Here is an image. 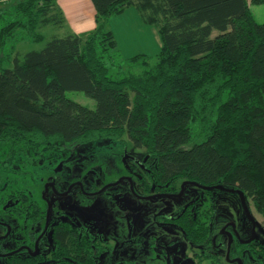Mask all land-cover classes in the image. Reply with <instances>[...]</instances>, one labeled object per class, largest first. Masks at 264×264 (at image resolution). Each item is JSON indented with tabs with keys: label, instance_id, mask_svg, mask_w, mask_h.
I'll use <instances>...</instances> for the list:
<instances>
[{
	"label": "trees",
	"instance_id": "16d2710c",
	"mask_svg": "<svg viewBox=\"0 0 264 264\" xmlns=\"http://www.w3.org/2000/svg\"><path fill=\"white\" fill-rule=\"evenodd\" d=\"M55 1L18 0L0 11V147L125 136L146 152L153 182L240 191L264 228V23L249 10L264 0H90L97 27L87 39L65 34L13 55L19 42L43 41L37 29L64 25ZM129 7L156 27L161 47L153 64L136 55L127 62L142 60L138 71L113 75L102 54L116 42L104 24ZM68 91L93 100L94 110ZM194 131L200 141L187 147ZM66 237L55 231L48 264L94 263L85 239Z\"/></svg>",
	"mask_w": 264,
	"mask_h": 264
},
{
	"label": "flooded vegetation",
	"instance_id": "af4514ba",
	"mask_svg": "<svg viewBox=\"0 0 264 264\" xmlns=\"http://www.w3.org/2000/svg\"><path fill=\"white\" fill-rule=\"evenodd\" d=\"M128 160L132 163L130 167L122 159L126 175L91 191L81 181L63 177L64 170L68 175L70 172L65 161H58L52 167L51 176L42 183L39 199L27 201L22 211L17 204L11 206L19 223L0 219V259H37L49 248L47 240L56 239L55 231L61 236L67 234L65 239H88L92 243L89 257L100 258L105 250L97 243L104 245L103 230L89 219L78 221L72 208L61 201L71 198L80 207H91L97 196L117 201L118 188L123 184L137 200L160 199L166 203L152 214V229L156 235L150 239L148 248L157 263L264 264V228L262 221H257L248 208L245 196L235 189L202 185L187 179L157 184L151 180L147 164L142 166L131 157ZM29 162L32 168L42 167V176L48 172L47 167L44 168L45 161L35 163L29 159ZM145 176L152 186L144 181ZM233 200L241 219L238 225L223 212V204L231 207ZM140 229L139 239H142L146 231ZM131 230L125 242L130 241Z\"/></svg>",
	"mask_w": 264,
	"mask_h": 264
},
{
	"label": "rangeland",
	"instance_id": "374dc122",
	"mask_svg": "<svg viewBox=\"0 0 264 264\" xmlns=\"http://www.w3.org/2000/svg\"><path fill=\"white\" fill-rule=\"evenodd\" d=\"M16 1L18 0H0V11L10 8ZM249 10L255 22L264 23V5L249 4ZM96 27L97 23L95 21L94 29L80 35L83 40L87 39ZM104 28L113 34L116 42V48L106 49L102 54L110 74L128 73L131 70L138 71L143 62L142 60L138 59L137 64L132 66L128 65L127 62L136 55L152 58L153 61L147 60L148 65L155 62V56L159 53L161 47L158 30L154 26L145 24L134 7H130L122 15L111 16L104 24ZM68 32H71V30L69 26L65 25V20L64 25L60 27L46 26L37 29L36 33L42 35L43 41L40 43L19 42L13 51V55L16 52L19 57H22L30 51L40 50L52 37H62ZM65 97L83 108L91 110L95 108L94 101L82 92L68 91L65 93ZM196 137L194 131L193 138L187 147L200 141ZM21 151L6 146L0 147V219L16 225L19 223L17 221L19 219L16 218L11 206L17 204L22 211L27 201L39 199L42 183L46 181V177L51 176L54 169L52 167H55L58 161H65L70 172V175H68V172L64 170L63 177L81 181L90 191L96 190L106 183L116 182L118 178L126 175L122 159L129 167L132 166V163L128 160L130 157L142 166L147 162L146 152L135 149L125 136L118 140L100 138L75 144L50 141L40 147L29 146L26 150ZM29 159L35 163L45 161L44 168L47 167L48 172L46 171L42 176V167L32 168ZM23 165H26V167H23ZM144 178V181L152 186L150 180L146 176ZM179 180H182V178ZM118 189L117 201L108 197L97 196L91 207L75 205L71 198H67L61 203L72 208V212L78 221L89 219L103 230L106 237L104 245L98 243L97 245L104 247L105 253L100 258L93 259V264H159L155 261L148 247L151 245L150 239L156 235L152 229V214L166 205L165 201L160 199L137 200L128 189L125 190L123 184ZM151 192L152 188L149 193ZM246 202L254 217L261 222V215L255 211L249 200ZM76 206L78 207L76 208ZM231 207L223 204L224 215L226 217L231 216L230 218L238 225L241 219H239L234 206V200ZM130 226L132 228L131 239L125 242L128 231L130 232L131 229ZM140 228L143 229L142 231H146V233H143L142 239H139L141 238ZM85 240L88 243L87 249H89L92 243L88 239ZM47 244L49 248L43 250V253L35 260L34 264L56 262L53 258V253H55L53 239H48ZM22 255L24 254L22 253ZM91 256L93 257V254ZM6 263V260L0 259V264Z\"/></svg>",
	"mask_w": 264,
	"mask_h": 264
},
{
	"label": "crops",
	"instance_id": "0c3cea01",
	"mask_svg": "<svg viewBox=\"0 0 264 264\" xmlns=\"http://www.w3.org/2000/svg\"><path fill=\"white\" fill-rule=\"evenodd\" d=\"M55 2L63 15L65 25L71 30L66 34L80 36L94 29L95 11L90 0H56Z\"/></svg>",
	"mask_w": 264,
	"mask_h": 264
},
{
	"label": "water",
	"instance_id": "95a60500",
	"mask_svg": "<svg viewBox=\"0 0 264 264\" xmlns=\"http://www.w3.org/2000/svg\"><path fill=\"white\" fill-rule=\"evenodd\" d=\"M237 191V190H236ZM241 196L243 195L240 191H237Z\"/></svg>",
	"mask_w": 264,
	"mask_h": 264
}]
</instances>
